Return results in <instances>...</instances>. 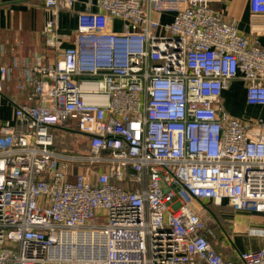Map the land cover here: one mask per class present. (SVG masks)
<instances>
[{
  "label": "built area",
  "instance_id": "built-area-1",
  "mask_svg": "<svg viewBox=\"0 0 264 264\" xmlns=\"http://www.w3.org/2000/svg\"><path fill=\"white\" fill-rule=\"evenodd\" d=\"M76 3L43 0L57 56L16 85L35 104L0 127V264H234L208 240L217 225L232 242L211 208L264 215V121L222 95L241 82L264 108V0H248L247 35L214 10L224 0ZM244 235L262 246L238 264H264V229Z\"/></svg>",
  "mask_w": 264,
  "mask_h": 264
},
{
  "label": "crops",
  "instance_id": "crops-1",
  "mask_svg": "<svg viewBox=\"0 0 264 264\" xmlns=\"http://www.w3.org/2000/svg\"><path fill=\"white\" fill-rule=\"evenodd\" d=\"M83 1L78 0L75 5L76 11H82ZM213 8L221 12L227 20L234 21L239 32L248 34L250 18L248 0H224L223 5H214ZM48 18L49 14L44 9L43 0H0V68L11 70L10 79L3 85V91L0 93V127L4 123L14 125V103L28 106L35 104L34 100L28 99L32 90L18 92L16 85L23 82L26 73L35 66L47 67L57 56L56 51L47 46L43 36ZM161 20L169 23L171 16H163ZM76 26L75 14L65 12L59 15L57 33L65 42H70V36ZM115 26L117 30L120 29L118 23ZM257 39L264 49V35H259ZM65 46H68V43L61 44L60 48ZM222 97L224 108L230 116L243 122H250L253 119L264 121V108L250 107L246 104L243 83L233 82L223 92ZM214 214L223 224L227 236L237 241V250L249 252L261 248L262 241L247 238L244 229L248 225L264 229V215L254 213L237 215L227 207L215 208ZM224 237L226 236L218 234L209 237L208 240L218 252L226 255L234 264H238L236 258L230 255Z\"/></svg>",
  "mask_w": 264,
  "mask_h": 264
},
{
  "label": "rangeland",
  "instance_id": "rangeland-1",
  "mask_svg": "<svg viewBox=\"0 0 264 264\" xmlns=\"http://www.w3.org/2000/svg\"><path fill=\"white\" fill-rule=\"evenodd\" d=\"M253 120L256 121L257 119H253ZM253 120H252V121H253ZM95 224H97L95 221H92V222H91V225H95ZM246 228H247V227H246ZM246 228L244 229V232H245ZM212 231L214 232L215 235H218V234L223 235V234H222V231H221V229H220V227H218L217 225H216L215 227H213V230H212ZM223 236H224V235H223ZM224 239H225L227 245L229 246L230 255H231V256H235L236 251H237V252L239 251V250H237V248H238V246H237V241H236L235 239H233L232 242H231V244H230V241H229L226 237H224ZM231 245H233V246L231 247ZM234 246H235L236 248H235ZM234 248H235V249H234ZM239 253H244V252H241V250H240Z\"/></svg>",
  "mask_w": 264,
  "mask_h": 264
},
{
  "label": "trees",
  "instance_id": "trees-1",
  "mask_svg": "<svg viewBox=\"0 0 264 264\" xmlns=\"http://www.w3.org/2000/svg\"><path fill=\"white\" fill-rule=\"evenodd\" d=\"M211 212H212V213H213V212L215 213V208L212 207V208H211ZM214 213H213V214H214ZM214 215H215V214H214ZM215 216H216V215H215Z\"/></svg>",
  "mask_w": 264,
  "mask_h": 264
}]
</instances>
